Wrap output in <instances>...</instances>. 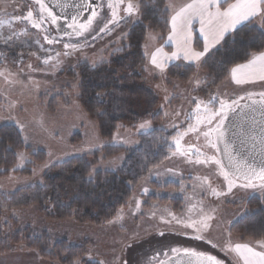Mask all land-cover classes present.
I'll return each mask as SVG.
<instances>
[{"label":"rangeland","instance_id":"1","mask_svg":"<svg viewBox=\"0 0 264 264\" xmlns=\"http://www.w3.org/2000/svg\"><path fill=\"white\" fill-rule=\"evenodd\" d=\"M137 2L139 3L138 0ZM183 2L184 0H176L177 4ZM15 6V0H0V19L11 17ZM139 17V12L131 16L132 20L127 27L138 21ZM127 27L109 24L107 32L97 34L91 38L90 42L78 43L79 49L72 50L71 54L66 59L64 58L62 69L54 72L41 73L25 66L24 69L13 68L10 64L0 63V73H3L0 75V125L12 123L20 131V125H23L21 134L23 140L27 137V145L25 144L24 148L18 152L24 151L31 162L33 161L32 154L39 150L46 152L45 159L35 162L32 166L26 163L23 168H16L15 166L20 163L16 159L12 171L0 176V209L5 212V219L8 218L14 228L24 229L30 226L33 234L41 235L47 231L54 241L65 238L71 244H86L87 255L81 264H99L100 261L104 264H125V262L126 264H150L152 257L157 254L163 256L164 250H170L172 247L194 248L197 251L215 255L228 264H234V254L224 250L229 239V227L238 217L245 215L248 211L243 201L254 195H262L264 189L237 187L231 193H227L226 184L217 174L215 165L197 164L195 163L196 156L173 155L174 149L163 150L161 154L149 161L156 163V166L150 169L148 175L138 180L130 201L117 208L115 214L109 218L101 217L99 212L94 211L95 209L87 214L79 212L74 216L68 215L71 214L70 211L69 213L67 210L62 211L50 200L42 206L40 202H31L27 199L24 207H21L16 206L14 200L4 199V197L9 199L11 197L9 194L23 187H37L42 184L46 190H52V183H56V180L62 181L57 176L59 171L54 169L55 165L72 157L101 151L97 158L90 156L92 162L90 172L95 169L93 174L95 175L99 170H120L126 160L125 154L119 153L106 157L104 147L108 144L123 145L129 148L139 146L143 141L139 134H145L154 127L150 120V112L147 111L143 119L136 122L134 118H131L121 122L111 136H104L96 114L88 113L79 99L80 71L88 66H96L100 62H108L110 53L114 50L111 48L112 45L114 43H117V46L123 44ZM195 27L197 30L194 32V46H196L195 35L199 36V25ZM150 33L157 39L150 40ZM167 35L168 33L161 36L160 33L147 32L143 48L144 53L147 51L149 55H146L147 61L141 69L140 80L150 85L159 97L151 112L161 111L167 116L161 128L171 133L167 136L168 138L177 135L180 128L187 124L188 114L195 107L192 102L193 98L209 100L214 94H221V98H224L223 94L234 97L243 95L244 91L264 90V84L245 85L241 88L225 80L213 88L210 94H203L201 88H204L206 83V72L201 67H198L194 76L184 83L179 79H167L166 69L171 64L176 62L192 64L183 59L172 60L166 64L163 72L150 64V54L155 48L163 46L164 51L168 53L175 50L173 44L165 42ZM199 38L202 41L200 36ZM146 44L147 49H145ZM197 80L200 81L199 84ZM174 97L177 98L176 101H173ZM132 100L134 109L138 101L146 102L145 96L140 93L135 96V100ZM144 106H147V102ZM146 120L150 121V127L141 129L140 124ZM76 132L81 133L80 137H75ZM160 138L158 135L153 136L154 140L161 141ZM117 157H122V159L113 163ZM158 161L161 163L157 165ZM46 163L48 167H43ZM28 167L31 169L30 172H23ZM205 177L208 178L207 182L204 180ZM167 180L179 183L180 189L155 190L156 186L153 181L156 184H163ZM209 184L226 194L212 195ZM145 189L147 191H144ZM155 192L160 197H169L170 201L159 204L153 202L149 208L145 207L147 196ZM176 194H181L185 200L186 208L182 212L173 209L171 199ZM48 195L54 196L51 192H48ZM137 202H139V208L136 207ZM121 209H123V219L109 224L108 221L112 220ZM202 212L214 217L211 221V229L204 233L205 239L202 240L194 239L196 233L192 229H185L182 224H177L172 219L173 216L183 221L198 219ZM93 215L95 217H92ZM11 217L17 219L16 225ZM161 232L163 235L160 234ZM231 240L241 243L252 242L253 246L256 241L242 240L234 234H231ZM213 244L216 247H213ZM20 249L37 252L34 248L18 244L0 253V264H31L30 255L25 257L16 252L21 251ZM40 257L47 263L60 264L57 261Z\"/></svg>","mask_w":264,"mask_h":264},{"label":"trees","instance_id":"2","mask_svg":"<svg viewBox=\"0 0 264 264\" xmlns=\"http://www.w3.org/2000/svg\"><path fill=\"white\" fill-rule=\"evenodd\" d=\"M138 1L140 4L139 20L127 27L132 19L126 17L116 24V26L127 27L123 44L121 46H117V43L112 45L111 48L114 50L110 53L108 62H102L94 67L88 66L80 71L79 99L88 113L96 114L104 136H111L121 122L131 118H134L136 122L143 119L147 111L150 112V120L154 127L145 134H139L143 138L139 146L129 148L123 145L108 144L104 147L103 151L106 157L119 153L125 154L126 160L120 170H99L89 181L88 174L92 167L90 156L97 158L101 151L72 157L55 165L54 169L59 171L57 176L62 181L56 180V183H52V190H46L42 184L37 187H23L9 194L11 196L9 199L4 197L5 200H14L16 206L21 207H24L27 199H30L31 202H40L42 206H45L50 200L62 211L67 210L68 213L70 211L71 214L68 215L74 216L79 212L87 214L90 210L95 209L94 211L99 212L101 217L109 218L115 214L117 208L130 201L138 180L148 175L150 169L156 166V163L153 164L149 161L162 153L165 140L171 133L161 128V125L166 122L167 116L161 111L151 112L159 97L150 85L140 80V76H142L141 69L144 68L147 61L143 48L147 32L153 31L160 33L161 36L168 33V27L165 24L167 13L164 11L166 0ZM195 36L196 47L202 48L201 39L198 35ZM88 41L90 42L91 39ZM262 45H264V38L260 37L256 30L243 28L228 34L202 60L200 66L178 62L171 64L166 69V78L169 80L179 79L184 83L194 76L198 67H201L206 72V83L201 89H203V94H210L213 88L225 81L226 69L235 62H242L246 52L255 51ZM12 66L24 69L23 65L12 64ZM136 92L145 96L147 106H144L146 102L138 101L134 109L132 99L135 100V96L139 94ZM131 97L132 99H130ZM176 100L177 98L174 97L173 101ZM80 134V132H76L75 137H80ZM155 135L161 137V141L154 140L153 136ZM24 145L21 131L15 124L0 125V176L12 171L16 164V154L24 148ZM45 156L46 152L39 150L32 154L33 161L28 165L32 166L35 162L43 161ZM30 170L28 167L23 172H30ZM153 184L156 186L155 190L161 188L169 191L180 189L179 183L168 180L163 184H156L153 181ZM48 192L54 196L50 197ZM147 198L148 200L145 202L147 208L153 202L159 204L170 201L169 197H160L156 192ZM171 202L173 209L177 212H182L186 208L185 200L181 194H176ZM243 202L246 203L248 211L230 225L229 232L242 240L264 238V193L251 196ZM5 217V212L0 209V253L6 252L18 244H23L34 248L43 258L57 261L60 264H73L76 259L82 261L87 255L86 244H71L65 238L54 241L47 231L41 235L33 234L30 226L24 229L14 228ZM11 220L15 225L18 223L14 217H11Z\"/></svg>","mask_w":264,"mask_h":264},{"label":"snow or ice","instance_id":"3","mask_svg":"<svg viewBox=\"0 0 264 264\" xmlns=\"http://www.w3.org/2000/svg\"><path fill=\"white\" fill-rule=\"evenodd\" d=\"M34 3L39 6L38 12L34 13L29 8L26 15L15 16L13 19L15 21H26L32 28L44 33L48 32V29L43 28L45 22L50 25H59L62 17L53 11L46 0H34ZM57 6L62 9L66 7V5L60 4L59 0H57ZM83 7L90 9L91 3L78 6V8ZM107 7L111 10L112 16L108 24H118L120 20L137 14L140 4L137 0H109ZM121 10L125 14L124 17L119 15ZM164 11L167 13L165 24L168 27L165 42L173 44L175 50L168 53L161 46L155 48L150 54V64L161 72L164 71L166 64L172 60L183 59L200 66L202 60L228 34L235 33L243 28L254 29L260 37L264 38V0H184L180 4H177L176 0H168ZM81 15L82 13L78 10L70 17H63L66 21V28L70 29V31L64 32V35L80 37L92 29L98 13L92 10L91 15L86 17L83 22L81 21ZM108 24H105L100 31L107 30ZM197 24L199 25V36L203 41L202 48L199 49L194 46V32L197 30L195 27ZM2 26L3 22H0V27ZM24 32L26 33L27 29H24ZM14 35H16L15 32L7 37H0V42L11 46L10 42L13 40ZM43 39L48 44L59 42L50 38L47 34L43 36ZM149 39L155 40L157 37L150 33ZM79 47L80 45L74 43L64 44L65 49H72L73 51L78 50ZM147 47L146 44L145 49ZM70 54L68 51L63 53L65 56ZM59 55L60 53H57V56ZM145 55H149L147 51H145ZM51 59L52 57H48L44 60V63L47 64ZM226 72L227 75L224 79L241 88L257 82L264 83V45L255 51L246 52L243 61L233 63L230 68L226 69ZM0 75H3V73H0ZM196 82L200 83L199 80ZM223 95L224 98H221V94L211 95L208 101L193 98L192 102L195 104V108L187 118L193 120L194 123H189L184 131L178 132L173 137L174 151L172 154L190 157L192 152L195 151L197 154L195 163L215 165L217 174L223 178L226 184L227 193H231L237 187L241 189H255L257 187L264 189V90L259 92L244 91L243 95L234 97L227 94ZM253 113L259 114V120L256 119L255 115H250ZM230 117H239L240 122L233 124V128L236 129L233 135L239 140L241 146L250 144L251 149L259 153L261 158L258 163L255 160H250L245 155L236 153L235 141L226 139ZM148 127H150V121L146 120L140 124L141 129ZM20 128L23 131V125H20ZM189 133L197 134V140L202 136L205 146L222 153L228 163L225 164L224 159L218 158L216 155H206L195 145L185 147L181 142ZM24 143L27 145V137H24ZM221 144H223L222 149ZM16 155L20 161L15 166L16 168H23L26 163H31L24 151H20ZM119 159H122V157L115 158L113 163ZM43 167H48V164H44ZM33 172H35V169H33ZM94 172L95 169L89 172V181L94 178ZM204 180L207 182L208 178L205 177ZM209 188L214 196L226 194L218 191L211 184H209ZM144 191H147V189ZM139 206V202H137L136 207L139 208ZM122 213L123 209L118 211L108 223L112 224L123 219ZM172 219L177 224H182L183 228L192 229L196 233L194 239L202 240L205 239L204 233L211 229V221L214 217L202 212L198 219L183 221L175 216ZM166 223H170V221H166ZM160 234L163 235V232ZM254 243L255 246L252 242H233L231 233H229V239L224 250L227 253L234 254V264H264V238L258 239ZM212 246L216 247L215 244ZM170 251L174 256L167 261H159L158 264H224L216 256L197 251L194 248L173 247ZM164 255L167 256L168 253H164ZM73 264H81V261L76 259ZM99 264H104V262L100 261Z\"/></svg>","mask_w":264,"mask_h":264},{"label":"flooded vegetation","instance_id":"4","mask_svg":"<svg viewBox=\"0 0 264 264\" xmlns=\"http://www.w3.org/2000/svg\"><path fill=\"white\" fill-rule=\"evenodd\" d=\"M15 2L16 6L11 13V17L0 19V22H3V26L0 27V37H7L13 32L16 33V35L13 36V40L10 42L11 46L0 42V63L10 65L17 64L20 66L23 65L29 69L40 71L41 73L50 71L54 72L63 66L64 58L66 59L69 56L63 55L64 52L68 51V49L64 48L65 43H85L97 34L101 33L102 31L100 30L104 28L105 24H108L109 20L112 19L111 10L107 7L109 0H96V4L93 6L92 10H95L98 13V16L94 21L92 29L84 33L83 36L69 37L67 35H61L55 30L53 25H50L47 22H45L43 28L48 29V32L44 33L40 30L32 28L26 21H15L13 19L15 16L26 15L29 8H31L34 13L38 12L39 6L35 5L34 0H15ZM119 15L122 17L125 16L122 10ZM9 21L11 22L9 23ZM24 29H27L26 33L24 32ZM45 34L59 42L48 44L43 39ZM68 52L71 53L72 49ZM57 53H60V55L57 56ZM48 57H52V59L45 64L44 60ZM57 61H59V63H57ZM204 101H208V99H205ZM193 109L189 112V114L193 112ZM189 123H194V121L187 118V124L180 128V132L184 131L188 127ZM196 135L197 134L195 133H189L184 137L181 143L185 147L188 145H195L208 156L216 155V151L214 149H210L205 146L204 138L201 136L200 139L197 140ZM186 140L189 141L186 142ZM162 148L163 150L174 149L173 137L166 139ZM192 156L197 157L195 151L192 152L190 157Z\"/></svg>","mask_w":264,"mask_h":264},{"label":"water","instance_id":"5","mask_svg":"<svg viewBox=\"0 0 264 264\" xmlns=\"http://www.w3.org/2000/svg\"><path fill=\"white\" fill-rule=\"evenodd\" d=\"M46 2L53 8V11L56 12L57 15H60L62 19L59 21V25H53L55 30L61 34L64 35V32L70 31V29L66 28V21L63 19V17H70L71 15L75 14L78 10L82 13L81 15V21L91 15V11L93 9V6L96 4V0H59L60 4L66 5L63 9L61 7L57 6V0H46ZM91 3V8L83 7L78 8L79 5ZM250 115H255L256 119L259 120V114L253 113ZM239 117H230V120L228 122V133L226 136V139L230 141H235V151L236 153L242 154L247 156L250 160H255V162H259L260 155L258 152L253 151L251 149L250 144H245L243 146L240 145L239 140L233 135V132L236 131V129L233 128L234 123H239ZM221 149L223 148V144L220 145ZM216 156L218 158H223L224 163L227 164L228 161L226 158L222 156V153L217 152ZM173 248V247H172ZM171 249V248H170ZM164 253H168L167 256L164 255ZM211 255V254H210ZM174 254L171 253L170 250H164L163 256H160V254H157L155 257H152V262L150 264H158L159 261H167L170 257H173ZM215 256V255H213ZM218 258V257H217ZM220 259V258H218ZM222 260V259H220ZM224 264H228L226 261L222 260Z\"/></svg>","mask_w":264,"mask_h":264},{"label":"crops","instance_id":"6","mask_svg":"<svg viewBox=\"0 0 264 264\" xmlns=\"http://www.w3.org/2000/svg\"><path fill=\"white\" fill-rule=\"evenodd\" d=\"M258 84H264V83H260V82H257V83H255V84H249V85H258ZM21 251H16V252H19V253H21V254H23V255H25V257L26 256H28V255H30L31 256V258L29 259L30 260V263L31 264H52V263H47L46 261H44L41 257H40V255L36 252L35 253V251H33V250H28V249H20ZM24 251H26V252H24ZM20 254V255H21ZM19 255V256H20ZM7 260V259H6Z\"/></svg>","mask_w":264,"mask_h":264},{"label":"bare ground","instance_id":"7","mask_svg":"<svg viewBox=\"0 0 264 264\" xmlns=\"http://www.w3.org/2000/svg\"><path fill=\"white\" fill-rule=\"evenodd\" d=\"M159 41V40H158ZM161 42V41H160ZM159 46V45H158ZM101 63V62H100ZM94 66V65H93ZM74 69V68H73ZM206 92V91H205Z\"/></svg>","mask_w":264,"mask_h":264}]
</instances>
